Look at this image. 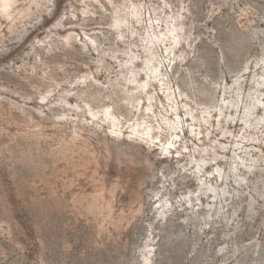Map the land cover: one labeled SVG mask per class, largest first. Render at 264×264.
Masks as SVG:
<instances>
[{"label":"rangeland","instance_id":"1","mask_svg":"<svg viewBox=\"0 0 264 264\" xmlns=\"http://www.w3.org/2000/svg\"><path fill=\"white\" fill-rule=\"evenodd\" d=\"M12 2L0 264H264V0Z\"/></svg>","mask_w":264,"mask_h":264},{"label":"bare ground","instance_id":"2","mask_svg":"<svg viewBox=\"0 0 264 264\" xmlns=\"http://www.w3.org/2000/svg\"><path fill=\"white\" fill-rule=\"evenodd\" d=\"M96 1V0H95ZM12 5H13V2H12V0H0V8H1V12H3V13H5L6 14V16H10L11 15V12H10V9L12 8ZM140 9V8H139ZM112 29L111 30H113L114 32H115V34H116V38L117 39H120V37H121V34H120V31H119V28L122 26V24L125 22V20H126V15L128 14L130 17H131V19L135 22V23H139L140 22V18H139V16H138V12H137V9L136 8H133V10H131V12H129V13H124L123 12V10H119V8H117V7H115V6H112ZM140 14V13H139ZM175 19V18H174ZM56 23H53V25H55ZM131 25V24H130ZM170 26V25H169ZM170 28V27H169ZM175 29H170L169 30V35H168V37H169V39H170V41H171V47L172 46H174V45H177V43L179 42V40H178V35H177V33H175ZM183 31V30H182ZM187 34V33H186ZM166 35V36H167ZM157 37H160V36H157ZM180 39V38H179ZM149 41L150 40H148V44H149ZM149 47H147L146 48V51L147 52H149V49H148ZM169 52L170 53H172V50H169ZM145 65H146V69H148L147 70V72H146V76H145V78L143 79V83L141 84V87L143 88V89H146V87H147V85H148V82H147V80H146V78L147 79H149L150 81L151 80H155V81H157L158 79H159V77L162 75V71H161V68H159V65H156V64H154V59H153V57H148V59L145 61ZM136 75H137V73H136V71L133 69V70H131V74H130V80L131 81H135L136 80ZM190 75V74H189ZM161 80V79H160ZM191 82V81H190ZM166 93V95H167V98H169L170 99V97H171V93H167V92H165ZM129 97L131 98V96L129 95ZM129 98V99H130ZM148 100V102H146V111H148V110H150V107L152 106V104H151V99H152V97L151 96H149L148 98H147ZM128 100V99H127ZM130 101V100H129ZM105 116L108 118V119H110V121L112 122V124L113 125H117V122L112 118V116H111V114H109V110L108 109H106L105 110ZM92 113V116L93 117H95V114L93 113V112H91ZM191 113V112H190ZM109 114V115H108ZM148 114H150V112L148 113ZM264 115V114H263ZM262 117V116H261ZM263 118H264V116H263ZM259 120H261V119H259ZM145 122H142L140 125L142 126L143 124H144ZM174 123H176V122H174ZM175 128L177 129L178 128V126H175ZM135 129V128H134ZM133 132V131H132ZM143 134H146V135H148V136H151V127H149V125H144L143 126ZM156 138H158V136H156ZM175 142H177V141H175V140H169L166 144H167V146H164L163 147V153H169V152H172V151H174L173 150V148H172V145H174L175 144ZM175 152H178V154H179V151H175ZM167 157V156H166ZM208 190L209 191H213V189L212 188H208ZM158 203H161V202H158ZM161 207H163V205H159L158 206V209H157V214L158 215H160L161 213H160V209H161ZM163 217L164 216H162V218H160L161 220L163 219ZM145 261H146V264H149V260H148V256L146 257V259H145Z\"/></svg>","mask_w":264,"mask_h":264}]
</instances>
